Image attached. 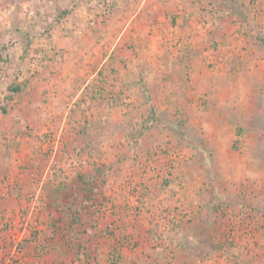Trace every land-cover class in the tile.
I'll list each match as a JSON object with an SVG mask.
<instances>
[{"label": "rangeland", "instance_id": "rangeland-1", "mask_svg": "<svg viewBox=\"0 0 264 264\" xmlns=\"http://www.w3.org/2000/svg\"><path fill=\"white\" fill-rule=\"evenodd\" d=\"M157 1L0 0V130L23 132L25 143L38 145L45 155L59 146V159L70 161L76 152L67 147L66 139L74 130H84L90 118L89 128H105L111 135L117 130L121 148H128L120 152V186L136 196L122 210L131 208L137 215L145 211L157 221L148 222L145 229L141 223L137 237L120 231L121 246L139 248L140 257L147 247L159 246L166 250L162 264H174L175 252L165 244L176 234L183 211L190 209L152 204V191L143 180H184L179 175L184 164L195 163L191 179L205 180L202 187L208 200L187 213L197 220L204 214L201 220L208 228L203 235L210 249L192 246L179 255L190 253L195 260L206 253L203 264H210L214 255L209 253L226 244L228 251L223 254L227 252V259L237 264L243 252L261 248L264 252V241L259 240L264 236V0H249L251 4L227 0L238 24L237 29L234 24L221 26L220 34L236 36L220 50L206 40V34L193 48L187 42H175V33L183 32L164 17ZM241 1L250 8L243 10ZM204 10L201 16L209 23L216 10ZM204 27L212 37L217 35L216 25ZM194 49L202 56L192 53ZM186 62L194 64V69L177 74V65ZM163 68L167 73L160 72ZM181 76L192 109L182 123H175L177 118L168 125L177 136L152 140L153 147L144 150L138 136L152 128L146 122L148 101L140 99L145 92L143 80L170 82L169 87L176 88ZM17 85L20 90L15 92ZM181 126L189 132L184 141ZM16 138L5 137L8 144L20 145ZM168 163L179 168L178 176L156 172L155 168ZM103 166L97 171L99 180H110L114 165ZM215 189L223 190V198ZM248 214L256 226L253 239L241 245L230 242L227 236L233 220ZM20 216L5 215L0 209V224L19 228L22 220H28ZM30 220L34 228L35 219ZM168 221L174 226L169 230L164 228ZM0 232L5 242L12 234L10 229ZM133 236L135 241L124 243ZM1 255L7 258L0 264H19L17 251L10 255L7 248Z\"/></svg>", "mask_w": 264, "mask_h": 264}, {"label": "crops", "instance_id": "crops-1", "mask_svg": "<svg viewBox=\"0 0 264 264\" xmlns=\"http://www.w3.org/2000/svg\"><path fill=\"white\" fill-rule=\"evenodd\" d=\"M235 1L231 2L235 3ZM157 2L165 11L164 17L173 26L176 23L177 29L181 33L183 32L181 36L175 33V42L179 41L181 45L182 42H187V46L193 48L206 34V40L211 39L220 50L223 43L230 44V41L236 36L233 32L220 34L221 26L224 25L234 24L237 29L236 20L238 17L231 16L235 10L230 9L231 2L227 0H158ZM249 3L251 4L250 1ZM250 4L248 6L247 4L243 5L242 1L240 2L243 10L250 8ZM207 8L216 10L214 11L215 17L212 15V20L209 21L210 24L217 26V35L214 37L211 36V33L206 32L204 25H209V23L204 20L205 15L201 16L206 12L204 9ZM172 14H174L173 18ZM182 25L185 26L183 30L181 29ZM172 29L174 28L172 27ZM208 35L210 36L208 37ZM167 36L171 37V35ZM193 52L196 53V56H202L200 50L194 49ZM178 53L181 52L178 51ZM159 55L161 56V54ZM187 63L183 66L177 65V71H179L177 74L194 69V64L188 63L187 65ZM167 70L163 68L160 72L167 73ZM183 80V76L179 77L176 88H170V82L161 83L158 81L156 84V82L143 80L146 93L143 92L140 99L143 100L144 97V100L148 101L146 104L150 109L146 122L149 120L152 110L155 111V118L150 119L153 124L150 127L152 129L149 132H142V134L140 132L138 136L139 143L142 147L144 146V150H147L149 146L153 147L151 144L156 139H158L156 141H163L169 137L177 136L175 132V135L170 133L168 125L177 118L178 120L175 122L177 124L187 119L186 116L192 106L184 96L185 84ZM89 121L88 124H85L84 130H74L66 139L67 147L76 152L72 153L71 161L69 158L59 159V146H55V149L45 155L42 150L40 151L38 145L31 146L25 143L26 135L23 132L9 131L5 133L0 130V209L4 210L5 215L15 216L17 214L21 215V219L28 218L29 220L33 217L36 222V226L29 229L25 240L19 242L20 248L22 243L25 245V248H21L24 252L20 256L19 264L164 263L162 252L165 253L166 250L159 246L157 249L147 247L148 252L144 251L141 257L138 252L139 248L129 249V247L120 246V231L122 233L142 231V225L145 229L149 223L154 224L153 218L155 217L148 218L145 211L138 215L134 214L131 208L128 211L122 210L124 203L129 204L130 200L133 202L136 199V196L127 192L122 185L120 186V169H118L120 152L126 151L127 147L121 148L120 133L118 134L117 130L113 131L112 135L108 130H103L105 128L94 130L92 127L89 128L93 120L90 118ZM182 128L183 126H181ZM181 132H183L182 141H184L189 132L186 128H183ZM5 137H17L16 139L20 140V145L8 144ZM150 150L153 152L151 148ZM125 156L123 155V157ZM104 163L114 165L110 170L112 173L110 180H99L100 175L97 171L104 167ZM193 164L186 162L184 164L186 167L182 168L181 174L178 173L179 168L173 169V175L178 176L179 174L180 179L184 180H177V178L163 182L159 179L143 180L152 191L151 203L178 204L182 205L184 209L194 210L199 203L202 204L208 200L207 192L202 187L205 180L191 179L194 178V174L190 170ZM214 191L222 195L221 198H223V190L215 189ZM155 211L157 210L150 211V213H155ZM187 212L183 211L182 218L179 220L181 224L176 227V234L173 235V237L175 236L174 241L172 237L165 245L166 247L169 245L168 249L175 252L174 264H195L202 261V264L206 263L203 256L206 253L195 260L191 259L193 257L190 253L179 255L180 250L192 246L210 249L209 240H206V236L203 235L207 234L208 228L201 220L204 214L197 220ZM141 217L146 218L141 220ZM141 223L143 224L141 225ZM260 232L259 230L258 233ZM17 235H19V240L22 234ZM263 239L264 236L259 238L261 241H264ZM8 241V239L6 242L3 240V234L0 232V260L4 259L1 254L7 248L10 249V255L15 252V243L9 245ZM227 248L225 244L224 247L217 246L213 249L209 253V255H214L213 259L209 260L210 264H234L235 262L227 259L226 251V255L223 254L225 249L228 251ZM246 253L243 252L237 264H264L262 248L254 249L249 253L246 251ZM6 258L7 256L4 260Z\"/></svg>", "mask_w": 264, "mask_h": 264}, {"label": "built area", "instance_id": "built-area-1", "mask_svg": "<svg viewBox=\"0 0 264 264\" xmlns=\"http://www.w3.org/2000/svg\"><path fill=\"white\" fill-rule=\"evenodd\" d=\"M173 164L171 163H168L167 165H164L162 167H159V168H155L156 172L158 174L160 173H163V171L166 172V175L169 176L173 173ZM168 224H166L164 226V228L166 229H169L171 228L170 226H173L170 224V222L168 221L167 222ZM231 224V223H230ZM17 225V224H16ZM6 225L4 224H0V230L2 231H8L10 229L11 231V237L9 238V241L8 243L9 244H14L16 245V248H15V252L17 251V253L19 255H21L24 251L18 246L19 245V242H22L25 240V237L28 233V229H30V220L28 219L27 222H23L22 220V223L20 224L19 228H16V226L13 224V227L14 229H12V227H8L6 226V228H1V227H5ZM155 226V225H154ZM169 227V228H168ZM256 226L254 224V222L252 220H250L249 218V214L247 216H243L242 218L239 217L237 219V221L233 220L232 224L230 225V228L228 229V236H227V239L230 241V242H233L234 244H248L250 243V241L253 239V236L255 235V230ZM21 233L22 237L18 240V236L17 234ZM132 233H136L139 235L140 231L138 230H135L133 231ZM134 239H128L126 238L124 241V243H127V242H130V241H135L136 240V237L133 236ZM12 242V243H11ZM5 264H9V261H4Z\"/></svg>", "mask_w": 264, "mask_h": 264}, {"label": "trees", "instance_id": "trees-1", "mask_svg": "<svg viewBox=\"0 0 264 264\" xmlns=\"http://www.w3.org/2000/svg\"><path fill=\"white\" fill-rule=\"evenodd\" d=\"M13 90H14L15 92H16V91H19V90H20V86H19V85L14 86V87H13ZM144 90H146V87H145V86H144ZM154 113H155V111L152 110L151 115H150V118H149V120L147 121V122L149 123L150 127H151V125H153L152 122L150 121V119H154V118H155ZM154 121H155V120H154ZM143 128H145V126H143ZM121 244H122V243H120V246H121ZM21 246L25 248V245H24L23 243L21 244Z\"/></svg>", "mask_w": 264, "mask_h": 264}]
</instances>
